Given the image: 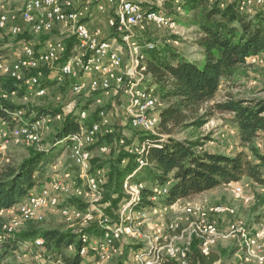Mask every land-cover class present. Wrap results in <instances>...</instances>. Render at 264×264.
Masks as SVG:
<instances>
[{
  "label": "trees",
  "instance_id": "1",
  "mask_svg": "<svg viewBox=\"0 0 264 264\" xmlns=\"http://www.w3.org/2000/svg\"><path fill=\"white\" fill-rule=\"evenodd\" d=\"M182 7L189 15L190 26L197 30L196 45L201 59L193 60L171 45L155 47L153 50L143 49L146 82L149 78L151 84L150 87L146 86L155 88L163 106L158 109L159 125L156 126L157 130L155 129L156 134L141 135V142L146 144L147 164L142 168L146 170L145 173L141 176L139 173L135 174L137 175L135 180L146 184L148 188L140 191L141 203L134 205V209H140L139 206L150 207L153 190L168 183L171 184L165 198L167 204L191 198L217 187L238 183L245 177L264 188V150L255 144V141L264 135V99L246 100L229 97L200 114L204 105L215 100L223 81L236 76L247 66L248 59L264 54V4L258 5L255 13L242 11L238 0L225 4H221L219 0H182ZM25 38L32 40L28 33L19 36L17 40ZM48 38L49 36H41L43 42ZM75 44L74 38L67 41L66 55L60 64L65 63L64 61L70 57ZM39 71L43 75L39 82L40 87L46 88L54 84L47 78L50 74L48 69L42 68ZM16 81L10 78L0 79L3 90L8 92L17 90L22 95L24 84ZM91 104L90 100L84 108ZM20 109L24 107L0 103V119L9 121L11 120L9 112L13 113ZM28 112L36 115V118L29 121L62 113L61 109L40 107L29 109ZM213 112L231 115L227 124L236 130L242 150L233 154L212 152L204 150L209 141L204 143L176 137L178 132L202 128L213 116ZM87 120L85 121L87 127L99 124L100 113L95 112ZM9 124L10 127L13 125L12 122ZM81 125L78 115H68L55 133L54 146L59 145L57 143L70 134L79 132ZM1 152L0 150V158ZM49 152L30 150L20 165L0 166V264H28L17 260L16 253L21 242L36 239H42L44 242L39 250V257L43 259L40 264H53L57 260L64 264H81L80 250L85 244L81 239L77 243L78 236L74 230L39 229L33 225L13 239L9 237L2 239L6 219L1 213L21 203L33 190L44 184L51 158ZM138 167L139 163L137 160L135 163L134 157L128 152L122 151L118 155L112 168L111 180L105 187L103 203L110 202L114 208L107 209L108 214L113 215L119 204L128 199L124 196L125 190L122 192V185L124 188L126 180ZM99 183L101 190L102 182L99 180ZM104 186L105 184L102 188ZM72 204L80 209L86 207L80 201L74 200ZM108 214L106 213L107 216ZM93 224L99 225V222L95 221ZM97 225H92L82 232L100 236L102 230ZM100 227L103 229V235L98 239L103 241L107 229L102 225ZM113 243L121 247V242ZM71 245L74 249L68 252L67 249ZM129 250L131 247H128L126 252ZM124 251L125 248L123 253ZM123 253L118 259L113 260L114 264H127L128 252L127 255ZM226 253L227 251L218 253L215 250L206 253L201 248V241L195 238L185 255L186 261H190V264H217L221 261V254ZM88 254L95 255V252L89 248ZM166 264L178 263L166 260Z\"/></svg>",
  "mask_w": 264,
  "mask_h": 264
},
{
  "label": "rangeland",
  "instance_id": "2",
  "mask_svg": "<svg viewBox=\"0 0 264 264\" xmlns=\"http://www.w3.org/2000/svg\"><path fill=\"white\" fill-rule=\"evenodd\" d=\"M24 1L25 0H0V11L9 13L12 16L15 15L16 17L19 15V11ZM138 1L142 5H145V8L149 6L150 8H155L158 11L175 18L180 25L179 27L181 28H178L176 30H169L164 27H159L155 24H148L145 26L146 28L143 32L138 33L137 37L133 38L135 39L134 41L143 46V48H145V45L147 44H153L158 48L164 47L166 45H171L176 47L187 57L194 60L198 59L199 53L196 47V40L198 38L197 30L196 28L190 26L188 20L189 15L186 12L182 11L183 7L181 11L178 10V12H176L173 9L172 4L175 0H156L154 4L150 5L147 4L148 0ZM219 1L221 2V4H223L222 2L229 3L235 0ZM238 1L239 3L245 2V5H241L242 11L248 10L251 13H255L256 8H258L253 7V1H251L249 5H247V0ZM258 5L263 4L258 3ZM19 26L22 28V32L20 35H11L9 29L3 32V34L0 33V57H2L3 59H7L9 61L14 60V53L22 47V44H30L37 50H43L45 48V43L51 38H59L66 44L67 41L72 37L71 32H69V35L67 34L61 36L60 29H57L50 35H45L35 33L32 30L31 32H29L28 28H30V26L28 27V25L19 24ZM9 28H11L10 25ZM26 29L28 31H26ZM26 33L30 34L32 40H27L26 38L20 41L17 40L19 36H24ZM42 35L49 36V38L45 42H43V40L41 39ZM124 51L125 54L128 55V62L131 57V53L129 51V45L127 42H124ZM253 59H255V61H253ZM59 66L60 65L52 64L49 67L43 68V70L45 68L49 70L50 74L47 78L52 75L53 77L51 81L54 82L53 85H48L46 88L39 86L40 88L44 89V96L42 95L40 97H32V95L27 96L22 94L16 97L7 98L9 100H3L1 102L5 105L9 104L16 105L18 107H24V109L20 110L26 112V114H24V117L27 120L36 118L35 113L28 114V110L38 107L44 109H61L62 113H57L56 116L61 115L62 118L61 120H56L55 122L52 120L50 125L48 126L49 130L47 128L41 129L38 139L34 144L29 145L26 141L20 140L16 142L15 139H11L9 145L5 147V149H3L1 152L2 156L0 158V166L4 164L20 165L21 162L29 155L30 150H49L50 152L48 154L51 153V158L48 163V173L45 178L44 184L38 190L40 191L43 186L49 184V180L53 181L54 179L62 182L64 191H62L60 196L61 206H75L76 208H78L76 205L72 204L74 200L84 203V205H86L84 209L78 208L85 214L83 215V221L73 220V223L66 222L65 218L62 216V214H60L61 210L53 208L43 209V216L41 219H26L18 209L21 203L17 204L10 210L3 211V215L2 213L1 215L5 217L7 224L13 226L14 230L13 233L9 235L10 239L19 236L23 232L30 229L33 225H36L39 229H60L64 231L74 230L78 236L77 243H79L82 236H90L89 246L95 248L100 242L98 238H102L103 235V229L99 225L93 224L99 219V213L97 212V209L103 210L107 214V209H114L112 203H103L106 192L105 187L111 180L113 165L118 155L122 151L128 152L132 157H134V161L136 163L135 154L141 149L143 144V141L141 142V135L143 133L146 135H150V133L143 130H135L130 126V119L126 114L124 107L126 98L129 97L124 94L123 88L122 91L118 90L117 88H113L108 93L101 92L97 94H95V92H90L89 89H86L81 92L80 95H75L73 93V86L77 82L70 81L67 85L66 80L63 82H58L56 80V72L60 68ZM79 69L80 68H76V73L79 71ZM87 77H84V79ZM0 79L8 78L0 76ZM146 85L148 87H150L151 85L149 78L147 79ZM0 86L2 87L1 82ZM151 88H153V93L156 94L155 88ZM70 89L72 91V96L69 95ZM229 97L246 100L264 99V54H260L257 57L248 59L247 66L242 68L236 76H234L230 80L223 81L215 100L204 105L200 114L204 113L205 110L210 109V107H212V105H214L215 103L223 102ZM90 100L92 101V104L89 105L88 108H84V105ZM129 105L130 101L127 102V111ZM162 106L163 105L161 104L159 105V107ZM83 111H86L87 113V117L84 120L80 118V114ZM157 111L158 109L153 107L148 111L147 114L150 115ZM95 112H104L107 119V124L102 125L101 132L99 133L97 140L94 142V144H92L93 146L91 145L89 148H87V151L90 153L91 161L89 162L90 171L86 174L84 172H81L77 167L73 165L68 153L66 152L65 143H57L59 145L54 146L56 144L54 136L58 127L61 126L64 119L68 115H78L82 127L86 126L85 121H88L87 119L89 118V116L94 114ZM212 115L213 116L202 128H191L184 132H178L176 134V137L178 139H189L192 141L194 140L204 143L209 141L204 150L212 152L233 154L237 151L242 150L236 130L231 129L227 124V120L231 117V115L227 113L220 114L219 112H213ZM9 122H11V120L4 121L0 119V128H9ZM66 138L67 137H65V139ZM255 144L257 146L259 145L258 147L264 150V135L257 139L255 141ZM104 147H107L106 151H103ZM124 166L125 164L122 165V167ZM145 171V169H139L138 167L137 170L132 173L131 178L135 176L132 181L138 182L135 180L137 177V175L135 174L139 173V176H141L145 173ZM68 172L70 174V177L66 178V173ZM90 175L98 177L102 182L101 195H97L98 197L93 196L87 188V178ZM104 184L105 186L102 188V185ZM144 185V188H148L146 184ZM166 186L167 184L163 187ZM238 188L242 190L240 195H237L235 192ZM122 192L124 193L123 185ZM128 195L125 193V198L130 197V199H132L134 197L130 194ZM163 197L157 200H152L151 198L152 205L150 207H145V210L147 212V216L145 218L136 219L132 217L129 220H125L124 218V232L121 236V253L112 257L109 261H102L97 256V254L89 255V258L87 259L88 264H114L113 260L115 258L118 259L121 256L124 248L125 251L123 255L128 252V255L126 254V263L133 264L134 253L132 251L139 248L148 249L156 245H158L159 247V245H166V243L170 241L172 242V247H176L179 252L183 254V245L185 242V238L176 239L175 236L180 235V232H175L171 229V226H173V224H178L182 229L192 221L214 222L218 225L223 235H225V238L220 239L217 244L211 248V251L215 250L218 253L227 251L226 254H221V261L218 264H264V236L261 238V247L263 246L262 250L257 256H249L248 248L246 246L247 244L245 241V239L253 237L256 231L264 232L263 187L255 184L249 178L245 177L238 183L224 185L203 193L202 195L199 194L188 199L178 200L172 203L177 204L178 202V206H170L165 211L161 208V204H163ZM126 203L127 201L125 199L119 204L118 209L114 210L113 215L108 214V217L113 220L115 224L116 222H120V206ZM139 203H141V201L137 202V204ZM187 206L196 207L200 210L199 213H203V210H207L209 211L210 215H214L211 212V209L213 207L224 206L233 208L236 211V214L234 215V217L228 215H225L222 218L211 216V219H207V213H203L204 217L203 214L201 216H191L190 214L185 213L184 209ZM139 207L143 208V206ZM5 212H7V214H4ZM88 213H93L94 215H96L97 218L93 219L97 220H89L87 215ZM92 225H97L102 230L100 236L90 235L82 232V230L87 229ZM33 242L34 241L21 242L23 244L16 253L17 260L30 264H40L43 262V259L39 257L40 248H34L32 246ZM128 247H131V250L126 252ZM67 250L68 252H71L70 248ZM24 256H26V258H23ZM259 258H262V260H259Z\"/></svg>",
  "mask_w": 264,
  "mask_h": 264
},
{
  "label": "bare ground",
  "instance_id": "3",
  "mask_svg": "<svg viewBox=\"0 0 264 264\" xmlns=\"http://www.w3.org/2000/svg\"><path fill=\"white\" fill-rule=\"evenodd\" d=\"M76 0H71V5L75 4ZM214 1V0H212ZM251 1H248L247 5ZM68 0H46L44 4L42 0H25L20 11L19 15H32L28 23L24 25L30 26L36 33L50 35L56 31L57 26H66L72 33V37L76 41V44L73 48L74 59L76 61H84L86 59V48L80 46L81 30H77V25H74V21L71 19V7L67 4ZM259 4H264V0H260ZM178 4V10H182L181 0H175L173 5ZM181 4V5H180ZM138 0H116L115 1V13H121L119 20V27H126L132 24L134 20V10L139 9V17L145 18V26L148 24H155L159 27H164L169 30H176L179 27L177 20L165 13H162L154 8L147 6L146 8ZM245 5V2L240 3ZM223 6V5H222ZM242 9V8H241ZM183 11V10H182ZM45 12H49V19H45ZM0 14H3L2 26L0 25V33L9 28V32L14 35H20L22 28L20 26L15 27V19L19 18V15H11L9 13H4L0 11ZM153 16V18H149ZM160 20V21H159ZM14 28V30H13ZM135 39L125 40L129 45V51L131 57L127 62L128 67V79L125 80L122 88L124 89V94L129 98L131 95H137L136 97L130 98V105L128 106V111L132 112L135 118H142L139 120V130L155 134L156 126L159 123L158 111L148 115V111L153 107L159 109V105H163L160 102L159 96L153 93V88H147L146 86V76H145V56L143 52V46L138 44ZM52 43H61L62 46H65L66 53V44L63 40L49 39L45 43V48L43 50H37L29 44H22L21 48L14 53V60H7L0 57V76L5 78L12 79L14 77H21V82L24 84V93L23 95L31 96L32 92L35 94H43L44 89L39 87V82L42 79V72L39 71L46 66H51L56 63V61H61V52H55L52 49ZM155 46L153 44L145 45V50H153ZM88 62H96V54H87ZM255 61V59H253ZM34 64V67H33ZM60 68L56 72V80L58 82H63L66 79L63 78V71H65L66 77H74L77 79H84V77H93V70L90 67H80L79 71L76 73V69H68V62L60 64ZM106 69H109L110 72H118V63L115 61H106ZM39 71V72H37ZM37 72V73H36ZM39 80L31 81L32 78L37 77ZM19 81V80H17ZM89 89L90 92H96V83L86 82L85 87H80V93L84 90ZM73 91H79V82L73 86ZM20 92L15 90L12 92H7L2 89L0 86V103L1 101L9 100L7 98L16 97ZM42 96V95H35ZM25 97V96H24ZM159 107V108H158ZM86 111L81 112L80 118L82 120ZM12 126L6 128V135H1V131L5 130L0 128V146L1 151L5 149L10 143L11 139H15L16 142L23 140L26 141L29 145L34 144L39 136V132L43 128H48L51 121L61 120L62 116H52L48 115L43 118H39L33 121H29L24 118L26 114L23 110H18L15 112H9ZM101 122L99 124H94L91 127L82 126L81 130L77 133H73L67 138L63 139L59 143H65L66 152L69 155L70 160L73 165L77 167L81 172L88 173L90 171V153L87 151L94 142L97 140L99 133L101 132L102 125L107 124V119L104 112L100 113ZM63 121V120H62ZM26 133H29V139L26 140ZM70 143V146H69ZM93 146V145H92ZM89 153L86 155V152ZM104 151V148H103ZM146 144H142V147L135 154L137 157V162L139 163V169L146 166L147 161L145 158ZM54 168V167H53ZM65 177V175H64ZM69 172L66 173V178H69ZM49 180V184L43 186L39 191H32L29 196L21 202L18 209L20 213L26 219H41L42 210L45 208L60 209L62 216L65 218L66 222L73 223L72 221H83V215H85L80 209L75 206L62 207L60 204V196L62 191H64L63 183L54 180ZM142 183L132 181V178H128L124 185L125 193L131 196H134L132 199L128 197L126 199L127 203L120 206V222L115 224V227L112 223H105V221L111 220L103 210H98V222L105 223L104 226L107 231L103 241L98 243V246L92 248L89 246V237L84 235L81 237L82 242L85 244L84 247L80 250V256L82 257L81 264H88L87 259L89 258L88 249L92 248L95 252V255L102 261H109L112 257L118 255L121 252V247H117L113 242H121V236L123 234V223L125 220H129L134 217L136 219L145 218L147 212L145 208L134 209V205H137V202H140V191L146 189ZM87 188L93 196L101 195L99 178L93 175H90L87 178ZM237 195H240L242 190L238 188L236 191ZM152 200H157L163 196H166V187H158L153 190ZM129 196V195H128ZM98 197V196H97ZM58 211V210H57ZM211 212L214 215H220L222 212H225V215L233 216L236 214V211L233 208H228L224 206H216L211 209ZM94 213V211H93ZM93 213H88V219L93 221L97 219L96 215ZM20 214V215H21ZM218 217V216H217ZM93 219V220H92ZM86 222V221H85ZM112 224V225H111ZM171 229L175 232H180V235L175 236L176 239L185 238L183 245V254L175 247L171 245V241L163 244L150 247L148 249L139 248L132 251L133 254V264H144V259L150 256L145 264H166V260L175 261L178 263L180 259L185 257V254L188 252L192 241L197 238L201 241L202 250L211 242L221 238H224L225 235L220 231L218 225L214 222H205V221H192L185 228H180L178 224H173ZM13 226L5 224L3 228L2 239L9 237L13 233ZM264 236V232L256 231V233L251 238L245 239L246 246L248 248L249 256H257L261 250V238ZM157 240V239H156ZM158 241V240H157ZM43 240L36 239L32 246L36 248L43 247ZM23 244V243H22ZM21 244V245H22ZM20 245V248H21ZM158 247V248H157ZM70 251L74 249V246H69ZM175 250V251H173ZM23 258H26L24 256ZM262 260V258H259ZM27 263V262H26ZM30 264V263H28ZM53 264H64L61 260L53 262Z\"/></svg>",
  "mask_w": 264,
  "mask_h": 264
},
{
  "label": "built area",
  "instance_id": "4",
  "mask_svg": "<svg viewBox=\"0 0 264 264\" xmlns=\"http://www.w3.org/2000/svg\"><path fill=\"white\" fill-rule=\"evenodd\" d=\"M43 3H46V0H42ZM115 1L116 0H80V7H73L71 5V0H68V5L71 7V19L74 21V25H77V30H81L80 46L86 48V59L84 61H76L74 59V52L70 54V57L64 61L68 62V69H76L80 67H90L93 70V77H87L85 79H77L73 77H66L65 71H63V78L66 79L67 83L70 81L79 82V91L73 92L75 95H80V87H85L86 82L96 83V92L97 93H108L113 88H117L122 91V86L125 83V80L128 79V67H127V58L128 55L124 51V41L132 38H136L138 33H141L145 30V18L139 17V9L134 10V20L132 24L126 27H119V20L121 13H115ZM253 1V7H258V2L260 0H247ZM225 4V2H222ZM147 4H154V2L147 1ZM142 6L140 5V9ZM173 9L178 12V4L173 5ZM103 16L104 22L106 23L104 27L98 26L96 22L100 20L97 16ZM32 15H19V18L15 19V27L19 24H26ZM106 18V20H105ZM149 18H153L150 16ZM3 14H0V25L2 26ZM45 19H49V12H45ZM160 21V20H159ZM95 23V24H93ZM64 27V33H67L66 26ZM93 27V28H92ZM14 30V28H13ZM12 35V33H11ZM42 48V47H41ZM52 49L55 52H61V61H56V63L62 62L65 54V46H62L61 43H52ZM87 54H96V62H88ZM106 61H115L118 63V72H110L109 69H106ZM34 67V64H33ZM13 80H19L21 84V77H14ZM39 80L38 76L32 78L31 81ZM35 95H45L35 94L32 92V97ZM137 95H131L130 98L136 97ZM130 98H126L125 103V112L130 119V126L139 131V120L142 118H135L132 112L127 111V102ZM13 101V100H12ZM86 117V113L83 118ZM1 135H6V129L1 131ZM29 139V133H26V140ZM107 150V147H104V151ZM86 155L87 151L85 150ZM170 183L166 186V196L168 195ZM163 197L162 209L165 211L170 206H178L177 204H167ZM45 209V208H44ZM203 213H207V219H211V216H218L220 218L225 216V212H222L220 215H210L209 211L203 210ZM105 223H114L113 220H106ZM105 223H99L103 225ZM124 243V241H123ZM158 248V247H157ZM175 251V250H173ZM150 256L144 259V264ZM178 264H190V261H186V255L183 259L178 261Z\"/></svg>",
  "mask_w": 264,
  "mask_h": 264
},
{
  "label": "crops",
  "instance_id": "5",
  "mask_svg": "<svg viewBox=\"0 0 264 264\" xmlns=\"http://www.w3.org/2000/svg\"><path fill=\"white\" fill-rule=\"evenodd\" d=\"M73 7H80V0H76L75 1V4L73 5ZM115 12H116V9H115ZM97 18H99L100 20H98L97 22H96V24L98 25V26H101V27H104V28H106V26H105V22H104V19H103V16H101V15H99V16H97ZM29 27V26H28ZM7 29H9V28H7ZM6 29V30H7ZM57 29H60V33H61V36H63V35H67V33H64V27H60V26H57ZM56 29V30H57ZM5 30V31H6ZM28 30H29V32H31V30L32 31H34L31 27L30 28H28ZM27 29H26V31H28ZM4 31V32H5ZM66 31H68V33L70 32V30L68 29V28H66ZM35 32V31H34ZM36 33V32H35ZM196 38V37H195ZM30 45V44H29ZM39 45V44H38ZM196 47H197V45H196ZM198 49V48H197ZM198 53H199V49H198ZM194 58V57H193ZM199 59H201V56H200V53H199V57H198V59H196V60H199ZM194 60V59H193ZM52 75L48 78V80H51L52 79ZM69 95L70 96H72V91H71V89H70V92H69ZM125 105V104H124ZM125 107V106H124ZM237 136H238V134H237ZM207 145V144H206ZM206 145L204 146V149H205V147H206ZM221 153V152H220ZM35 191H38V189H36ZM206 193V192H205ZM203 194V193H202ZM201 194V195H202ZM197 196V195H196ZM184 212L185 213H188V214H190L191 216H193V215H199V216H201L203 213H199L200 212V210L199 209H197L196 207H189V206H187L185 209H184ZM4 214H7V212H5ZM2 215H3V213H2ZM203 217H204V214H203ZM187 219V218H186ZM225 238V237H224ZM221 239H223V238H221ZM220 239H218V240H215V241H211L204 249H203V251L204 252H206V253H208V252H210L211 251V248L213 247V246H215L216 244H217V242L219 241ZM220 263V262H219ZM218 264V263H217Z\"/></svg>",
  "mask_w": 264,
  "mask_h": 264
}]
</instances>
